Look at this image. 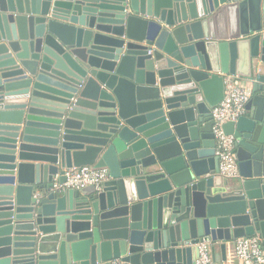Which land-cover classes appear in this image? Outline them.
I'll use <instances>...</instances> for the list:
<instances>
[{
  "label": "water",
  "instance_id": "obj_1",
  "mask_svg": "<svg viewBox=\"0 0 264 264\" xmlns=\"http://www.w3.org/2000/svg\"><path fill=\"white\" fill-rule=\"evenodd\" d=\"M225 74L253 97L223 126L231 180L210 115ZM85 166L107 168L99 191H51ZM253 236L264 0H0V264H193L200 243L224 261Z\"/></svg>",
  "mask_w": 264,
  "mask_h": 264
},
{
  "label": "built area",
  "instance_id": "obj_2",
  "mask_svg": "<svg viewBox=\"0 0 264 264\" xmlns=\"http://www.w3.org/2000/svg\"><path fill=\"white\" fill-rule=\"evenodd\" d=\"M222 84V100L211 109L210 115L213 122L215 156L218 159V175L231 180L239 177L237 161L233 153L235 139L224 133L223 126L236 122L244 115L245 106L252 95V81L243 80L237 75L225 74L222 75ZM63 176L65 181L59 183L55 179L51 191L78 190L87 186H93L99 191L109 179L106 168L89 166L65 169ZM260 242L258 236L240 237L234 240L233 253L240 264H264V248ZM193 264H214L209 244H198V257Z\"/></svg>",
  "mask_w": 264,
  "mask_h": 264
},
{
  "label": "crops",
  "instance_id": "obj_3",
  "mask_svg": "<svg viewBox=\"0 0 264 264\" xmlns=\"http://www.w3.org/2000/svg\"><path fill=\"white\" fill-rule=\"evenodd\" d=\"M245 19H246V21H249L250 17H249L248 13H245ZM252 99H253V97L251 95L250 100H252ZM210 111H211V109H210ZM244 114H246V111ZM211 257H212L214 264H221V263L222 264H240L239 261L235 258V255L233 253V242L227 244L224 261H222L221 250L219 249L218 245L215 246L214 252L211 253Z\"/></svg>",
  "mask_w": 264,
  "mask_h": 264
}]
</instances>
